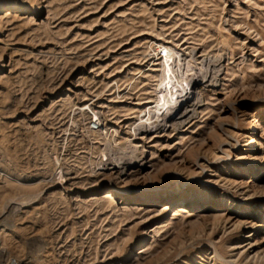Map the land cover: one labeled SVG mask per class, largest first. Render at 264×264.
I'll list each match as a JSON object with an SVG mask.
<instances>
[{
	"label": "rangeland",
	"instance_id": "obj_1",
	"mask_svg": "<svg viewBox=\"0 0 264 264\" xmlns=\"http://www.w3.org/2000/svg\"><path fill=\"white\" fill-rule=\"evenodd\" d=\"M0 264H264V0H0Z\"/></svg>",
	"mask_w": 264,
	"mask_h": 264
},
{
	"label": "bare ground",
	"instance_id": "obj_2",
	"mask_svg": "<svg viewBox=\"0 0 264 264\" xmlns=\"http://www.w3.org/2000/svg\"><path fill=\"white\" fill-rule=\"evenodd\" d=\"M13 9V10H16V11H21L22 12V10L24 9V6L23 5H21L20 3H11L10 5H9V9ZM7 15V14H6ZM3 17V16H2ZM9 21V20H8ZM187 41V40H186ZM162 45V44H161ZM99 47V46H98ZM97 47V48H98ZM166 49H168L167 47H165V46H160V45H156V48H155V50L153 51V53H151L150 55H146L147 57L146 58H148V59H144L146 62H149V63H151V65L152 66H158V65H160L161 63L159 62L160 61V59L161 58H163L162 56H159L160 54V51H162V50H166ZM95 51V50H94ZM103 51V50H102ZM167 51V50H166ZM102 53V52H101ZM106 53H108V52H106ZM92 54V53H91ZM168 54V53H167ZM166 54V55H167ZM94 55V54H93ZM102 55V54H101ZM101 55L99 56L98 55V57L96 58V59H100V57H101ZM130 54H128V56H129ZM106 56V55H105ZM124 56V55H123ZM171 56V55H170ZM170 56H167V57H170ZM96 57V56H95ZM126 57V56H125ZM91 61H93V60H91ZM131 61V60H130ZM138 62V61H137ZM130 63H132V61L130 62ZM222 64V63H221ZM144 65H146L145 63H144ZM150 65V64H149ZM218 66V65H217ZM153 71V70H152ZM213 72V71H212ZM196 76L195 77H193L192 79H191V81H189L188 82V85L186 86V87H184L183 89H181V91H180V93H182V94H185V96H184V98H182V100H181V103L183 104V105H185V104H187V100H188V98H189V96L191 95V93H188V92H191L192 91V89L191 88H193L192 87V85L194 84V83H196V78H197V76H199V77H201L202 78V81L204 80H207L206 79V77L207 76H205L204 74L202 75V74H195ZM203 76V77H202ZM216 77V76H215ZM185 83V82H184ZM79 84V83H78ZM110 85V84H109ZM108 85V86H109ZM212 85V84H211ZM214 85V84H213ZM113 90V89H112ZM111 90V91H112ZM110 91V92H111ZM179 91V90H178ZM128 92V91H127ZM177 92V91H176ZM120 93H122V95L120 96L119 95V97L121 98V97H123L124 95L123 94H125V99H133V98H138L139 99V95H137L136 94V92L134 93V92H129V93H125V92H123V91H120L119 92V94ZM170 93V92H169ZM179 93V92H178ZM118 94V93H117ZM93 95V94H92ZM94 95H99V94H94ZM127 95V96H126ZM174 95H175V93H174ZM179 96V95H178ZM101 97V96H100ZM100 97L98 96V97H95V98H97L96 100H98V99H100ZM119 98V99H120ZM84 99H86V100H83V102H84V106H83V108L85 107V109L87 108V107H89L88 106V104H93V101H90V97H89V99H87V98H84ZM117 99V98H116ZM124 99V101H126ZM170 99V98H169ZM110 101H112L111 99H110ZM123 100H121V102H122ZM90 102V103H89ZM153 102V100L152 99H147L146 101H144V102H138V104H148V103H152ZM167 103V102H166ZM100 104V103H99ZM86 105H87V107H86ZM151 105V104H150ZM167 105V104H166ZM171 105H173V104H171ZM181 105V104H180ZM179 104H174L172 107H170V108H167V111L165 112V115H164V119H163V123H161V124H158V125H147V127H146V130H144V125H140V124H143V122L142 123H139V124H137V125H139V126H137L136 128V130L137 131H139V132H141L144 136L145 135H148V134H150V133H154V134H156V133H159V132H162V131H164V130H166L168 127H169V124H168V120L170 119H175L176 118V116H177V114L179 113V108L181 107ZM198 105H200V101L199 102H196V104H194V105H192L193 106V109H191V110H188V109H186L185 111H183L182 113H181V116H180V119L181 118H184V117H186V116H188L189 114L191 115V113H192V115L191 116H188V117H195V113H197V109H196V107L198 106ZM98 106V105H97ZM164 104H163V106L161 107V108H164ZM98 107H100V108H105V107H107L106 105H103V104H101V105H99ZM151 109H154V108H151ZM172 109H174L173 111H171ZM161 110V109H160ZM177 110V111H176ZM147 111H149L148 109H147ZM133 117H135V116H126V117H124L122 120H119V121H126V120H128V119H130V118H133ZM114 118V117H113ZM189 120H190V118H188ZM188 120V121H189ZM118 121V120H117ZM156 121V120H155ZM152 122V121H151ZM156 123V122H155ZM175 124H179V121H177V122H175L174 123V125ZM141 127V128H140ZM257 126H256V124H254V128L253 129H255ZM144 138V139H146L145 137H147V136H145V137H141V136H139L137 133H136V136H135V138ZM251 140H250V142L246 145L247 147H253L256 143H257V141L255 140V138L252 136L251 138H250ZM137 146H139V145H137ZM246 147V148H247ZM145 151V150H144ZM106 153V152H105ZM142 156V157H141ZM130 158H132V157H129V159H126L125 161H121V162H111V163H109V164H107L106 166L107 167H104V168H101L102 170H112L113 171V173L114 174H116L119 178H121V177H123V176H125V175H127V174H129V173H131V170L133 171L134 169L136 170V168H138L139 166H141V167H144V166H147L148 165V163L147 162H145L144 160H145V158H144V155H139V156H137L134 160H132V159H130ZM141 162V163H140ZM102 172V171H101ZM110 172V171H109ZM105 172H103V174H104ZM68 174V173H67ZM76 175V174H75ZM68 176V175H67ZM62 177V176H61ZM64 177V176H63ZM71 177H73V176H71ZM75 178V177H74ZM63 179H65V178H63ZM67 179V178H66ZM68 179H71V178H68ZM122 180V179H121ZM152 188V190L153 191H158V192H161L162 193V191H165V190H162L160 187H155V186H151ZM112 192L111 193H109V194H106V197L107 198H112V196H115V195H117L118 193L120 194V192L122 193V195H124V194H127V193H129L128 192V190H119V189H117L116 187H113L112 188V190H111ZM120 191V192H119ZM167 191V190H166ZM169 192V196L168 197H173V198H175L176 197V195H175V192L173 191V190H170V191H168ZM121 195V194H120ZM167 195V194H166ZM93 198V197H92ZM184 200H186V198L184 199ZM178 210L179 211H185V209L184 208H181V207H178ZM233 225V224H232ZM237 226V225H236ZM250 235H254V234H250ZM249 235V236H250ZM248 236V237H249ZM248 243V246H249V248H254L256 245H257V243H255V242H253V241H249V242H247ZM142 250H144V249H142Z\"/></svg>",
	"mask_w": 264,
	"mask_h": 264
}]
</instances>
